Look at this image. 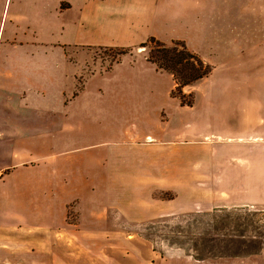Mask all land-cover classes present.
<instances>
[{"label": "rangeland", "instance_id": "374dc122", "mask_svg": "<svg viewBox=\"0 0 264 264\" xmlns=\"http://www.w3.org/2000/svg\"><path fill=\"white\" fill-rule=\"evenodd\" d=\"M66 4L0 0V67L29 60L32 71L57 73L43 87L42 106L58 103L68 110L72 128L53 134L55 151L76 158L62 169L88 173L98 187L95 196L69 202L70 213L76 219L78 208L100 204L117 225L108 226L100 239L95 233L103 229L90 228L92 242L84 238L76 244L85 258L76 256L75 264H246V259L264 264V178L254 172L247 180L231 178L233 159H264V138L252 144L236 135L240 122H264V0H218L212 12L204 7L197 14L182 13L172 3L175 12L169 14L140 7L129 14L108 12L92 15L83 33L73 26ZM7 12L11 22L5 21ZM30 23L36 35L26 33ZM10 26L18 34L15 43L7 40ZM150 37L164 46L183 41L210 73L177 88L167 71L146 59L152 44L140 45ZM84 39L91 43L74 46ZM28 82L26 93H35L33 80ZM104 155H164L168 162L130 163L136 159ZM178 159L216 163L197 164L194 178L197 165L188 163L180 172ZM118 170L148 177H105ZM159 212L165 215L151 219ZM136 216L151 220L125 218Z\"/></svg>", "mask_w": 264, "mask_h": 264}, {"label": "crops", "instance_id": "0c3cea01", "mask_svg": "<svg viewBox=\"0 0 264 264\" xmlns=\"http://www.w3.org/2000/svg\"><path fill=\"white\" fill-rule=\"evenodd\" d=\"M217 1L66 0L65 10L73 15V26H77L80 33H83L89 30V20L92 15L100 17L108 12L129 14L137 7L145 13L166 12L169 14L175 12L170 8L171 3L178 10L183 11L182 13L197 14L203 13L204 7L205 11L210 9L212 12V5ZM7 19L10 22L13 20L9 12L6 13L5 21ZM34 23L25 25L26 33L36 35ZM16 35H18L17 31L10 26V35L7 40L15 43ZM89 43H91L90 39L76 40L74 46H85ZM31 68L29 60L11 61L6 68L0 67V264H75L76 256L81 254L82 259L85 258L84 253H76V244L82 242L84 238L92 242L89 237L91 236L90 228L103 229L95 233L100 239L105 238L108 226L117 227V225L114 221L107 220L106 209L103 212L100 204L93 203L87 210L78 208L76 219L70 213L69 202L73 200L83 202L86 196H93L98 187L91 184L90 174L75 172L69 168L62 169L63 166L70 164V159L76 158L59 155L60 153L55 151L58 147V137L53 134L65 129L71 130L69 111L60 110L58 103L55 107L50 102L42 106L43 93H46L43 87L51 84L57 78V73L51 71L44 75L34 69L32 71ZM29 79L33 80L34 86L31 89H35V93L28 94L25 91L31 87L28 84ZM46 88L48 89L49 86ZM49 98L47 97L46 100L48 101ZM211 123H204L203 126L211 131L213 129ZM210 124L211 127H208ZM240 126L239 134H236L238 141L258 144L256 139L264 138L262 136L264 122H240ZM256 127L258 130L255 131ZM231 138L227 137L228 140ZM239 143L245 146V143ZM78 159L93 158L78 157ZM104 159H136L135 162L130 163L142 161L144 163L145 159H162L164 163L168 162V157L164 155L157 158L153 155H146L145 158L140 155L126 158L104 155ZM206 160L178 159L180 172H186L188 163L191 165L192 163L196 165L216 163L213 162L214 159H210V163ZM116 163L123 164L119 161ZM233 163L232 179L237 177L239 180H247L253 172L258 180L264 178V159H233ZM252 165H258L262 173L260 169L258 172L253 171ZM195 167L194 178H198L197 169L200 166ZM144 175L148 177V173ZM209 175L213 178L212 173ZM105 177L107 179L145 178L138 172L130 171L129 174H124L120 170L115 173H106ZM83 211L91 213V219H88ZM114 212L121 216L120 212ZM162 215L165 213L159 212L151 219ZM125 218L128 222L151 220L137 216ZM85 256L89 258L88 255ZM115 256L118 257V255ZM118 258L121 259L122 256ZM246 260H248L246 264H251L250 259ZM193 262L181 261L179 264H206L199 261Z\"/></svg>", "mask_w": 264, "mask_h": 264}, {"label": "trees", "instance_id": "16d2710c", "mask_svg": "<svg viewBox=\"0 0 264 264\" xmlns=\"http://www.w3.org/2000/svg\"><path fill=\"white\" fill-rule=\"evenodd\" d=\"M148 44L152 45L146 59L156 68L167 71L175 81L177 88L189 85L210 73V66L195 52L189 50L183 41L176 40L171 46H164L160 41L150 37L140 46L146 47ZM181 95L179 96L180 101L182 100Z\"/></svg>", "mask_w": 264, "mask_h": 264}]
</instances>
